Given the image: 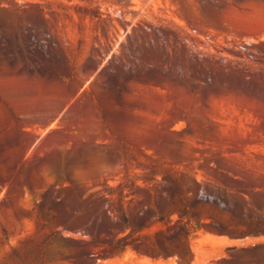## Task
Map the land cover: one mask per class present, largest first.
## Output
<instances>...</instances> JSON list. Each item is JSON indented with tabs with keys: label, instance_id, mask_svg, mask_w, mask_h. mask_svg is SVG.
I'll list each match as a JSON object with an SVG mask.
<instances>
[{
	"label": "rangeland",
	"instance_id": "rangeland-1",
	"mask_svg": "<svg viewBox=\"0 0 264 264\" xmlns=\"http://www.w3.org/2000/svg\"><path fill=\"white\" fill-rule=\"evenodd\" d=\"M0 264H264V0H0Z\"/></svg>",
	"mask_w": 264,
	"mask_h": 264
},
{
	"label": "trees",
	"instance_id": "trees-1",
	"mask_svg": "<svg viewBox=\"0 0 264 264\" xmlns=\"http://www.w3.org/2000/svg\"><path fill=\"white\" fill-rule=\"evenodd\" d=\"M185 232L187 233V234H189V233H194V231H189V229H185Z\"/></svg>",
	"mask_w": 264,
	"mask_h": 264
},
{
	"label": "crops",
	"instance_id": "crops-1",
	"mask_svg": "<svg viewBox=\"0 0 264 264\" xmlns=\"http://www.w3.org/2000/svg\"><path fill=\"white\" fill-rule=\"evenodd\" d=\"M31 153H29V155H30Z\"/></svg>",
	"mask_w": 264,
	"mask_h": 264
}]
</instances>
